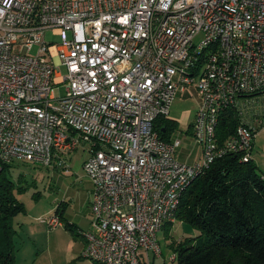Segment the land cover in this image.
I'll use <instances>...</instances> for the list:
<instances>
[{
	"label": "built area",
	"instance_id": "1",
	"mask_svg": "<svg viewBox=\"0 0 264 264\" xmlns=\"http://www.w3.org/2000/svg\"><path fill=\"white\" fill-rule=\"evenodd\" d=\"M189 85L202 98L193 164L176 158L179 138L155 128ZM261 92L264 0H0V170L21 160L69 172L68 156L87 150L94 219L83 256L94 262L161 255L158 234L190 184L228 154L252 160L264 104L250 97ZM229 107L242 120L221 142ZM41 219L62 223L55 212Z\"/></svg>",
	"mask_w": 264,
	"mask_h": 264
},
{
	"label": "trees",
	"instance_id": "2",
	"mask_svg": "<svg viewBox=\"0 0 264 264\" xmlns=\"http://www.w3.org/2000/svg\"><path fill=\"white\" fill-rule=\"evenodd\" d=\"M162 121L160 117L155 128L164 138ZM239 122L237 110L227 108L217 126L218 140L234 134ZM14 164H2L0 170V264H15V222L27 211L18 197L25 187L24 172L15 179ZM177 220L190 223L197 232L170 243L177 264H264L263 172L253 159L243 161L240 154L218 158L184 191ZM173 226L166 223L168 236Z\"/></svg>",
	"mask_w": 264,
	"mask_h": 264
},
{
	"label": "crops",
	"instance_id": "3",
	"mask_svg": "<svg viewBox=\"0 0 264 264\" xmlns=\"http://www.w3.org/2000/svg\"><path fill=\"white\" fill-rule=\"evenodd\" d=\"M192 93L198 96V102H196L197 105L194 112L188 110L184 113L183 118L176 114H172L171 107L174 103L172 102L169 117H163L165 121L161 122V128L164 131L163 136L166 140H174L175 138L181 140L180 145L175 149V156L181 162L188 164L199 161L203 155V147L196 139L193 128L196 113L201 105L202 98L195 85H189L185 90H178L176 95L177 97L178 95ZM261 129L264 128H256L253 153ZM82 149L84 148L82 147ZM87 157L88 155L84 160ZM252 159H254V155ZM23 164H25L23 161L16 160L14 166L22 167ZM56 168L62 169V167L59 166H56ZM15 169L17 168L15 167ZM59 175H62L59 178V181L62 183L61 180L65 176H63V174ZM66 178L68 180L67 182H74L75 184H77L78 180H83V189L81 191L70 192L71 185L67 184V188L63 192H59L58 195L53 198L52 205L42 213L39 214L36 213V211L30 213L27 210L26 213L20 214L17 217L15 222V227L17 229L15 264H101L83 256L86 240L82 232L92 226V221L94 219L92 207L94 197L93 182L85 171L80 176L74 175L72 181L68 179V177ZM54 212L59 214L62 220L61 224L50 226L47 221L41 219L43 216H48ZM177 222L176 220L173 226L174 234L168 236L166 233V237L170 240L166 246V251L162 248V255H156L153 251L143 254L142 264H177V259L171 260L170 258L174 253L170 243L172 240H181L185 238V236H193V234L185 235L182 232H177Z\"/></svg>",
	"mask_w": 264,
	"mask_h": 264
},
{
	"label": "rangeland",
	"instance_id": "4",
	"mask_svg": "<svg viewBox=\"0 0 264 264\" xmlns=\"http://www.w3.org/2000/svg\"><path fill=\"white\" fill-rule=\"evenodd\" d=\"M45 39L47 41H52L55 43H58L60 39L55 36L52 32V30H48L45 35ZM201 35L199 34L196 37V41H200ZM37 45L33 48V52L37 50ZM23 49L22 45L18 44L15 45L14 50L15 52H20ZM61 74L66 73V68L64 66H60L57 68ZM66 91L65 85H62L60 87V92L64 94ZM252 99L259 100V104H264V92L258 93L256 95L251 96ZM173 105L171 107L172 114H176L179 117L183 118L184 113L188 110L190 112H194L196 109V105L198 102V96L195 93L192 94H185V95H178L174 101ZM237 114L239 116V120H242V115L237 111ZM251 119L254 118L253 115L250 116ZM264 119V118H263ZM256 125L258 128H264V122L256 121ZM88 155V151H85L82 148H78L77 150H74L67 158V163L70 164V172L67 173L62 168H56V166H44L41 164H34V163H25L22 165V167L15 166L17 169L15 170V179H18V176L21 172H24V189L18 194V197L21 199V201L24 202L28 212H34L36 213H42L44 210L48 209L49 206L52 205L53 198H55L58 193L63 192L67 188V184L71 185L70 192L72 191H81L84 187V181L78 180L77 184L69 183L67 182V178L72 181L74 175H81L83 171L82 163L84 161V158ZM254 161L259 167V170H261L264 174V129H261L259 132V137L257 144L255 145L254 149ZM63 174L62 183L59 181V178ZM86 179V178H85ZM60 185H59V182ZM61 190V191H60ZM38 210V212H37ZM37 215V214H35ZM39 219V217H38ZM39 221V220H37ZM177 229L176 231L182 232L185 235H195L197 232L193 228V226L190 223L183 222L181 223L180 220H177ZM172 222V221H169ZM176 220L173 221L175 224ZM168 223V222H166ZM165 223V225H166ZM185 223V225H184ZM164 228L161 232L158 234L159 242L161 243V255H162V248L166 251V246L169 243V239L166 237V229ZM185 226V227H184ZM184 227V228H183ZM170 234H174V228L172 227V230H169ZM168 234V233H167ZM169 234V236H170Z\"/></svg>",
	"mask_w": 264,
	"mask_h": 264
}]
</instances>
